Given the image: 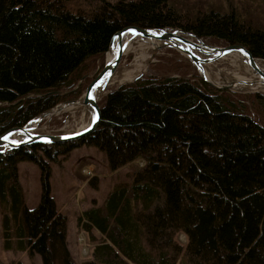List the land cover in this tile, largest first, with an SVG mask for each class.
<instances>
[{
  "label": "trees",
  "instance_id": "trees-1",
  "mask_svg": "<svg viewBox=\"0 0 264 264\" xmlns=\"http://www.w3.org/2000/svg\"><path fill=\"white\" fill-rule=\"evenodd\" d=\"M218 3L0 0V133L78 98L86 82L73 88L86 65L106 59L115 32L135 21L243 44L264 61L259 0ZM166 58L105 95L104 119L91 134L0 152L6 249L37 252L43 264H78L67 215L52 194L51 163L87 144L105 152L111 170L145 163L79 214L90 248L81 264H264V96L216 87L187 59ZM21 161L41 169L34 208L26 204Z\"/></svg>",
  "mask_w": 264,
  "mask_h": 264
},
{
  "label": "rangeland",
  "instance_id": "rangeland-1",
  "mask_svg": "<svg viewBox=\"0 0 264 264\" xmlns=\"http://www.w3.org/2000/svg\"><path fill=\"white\" fill-rule=\"evenodd\" d=\"M186 1L190 4L193 3L192 5H198L194 4V1L208 3V5H220L221 3L218 2H222L225 0ZM228 1L231 4L238 2V0ZM259 3L264 8V0H259ZM244 12L247 14L245 10ZM262 12V15H252H254L258 20H261L262 23H264V10ZM186 35L191 39L195 38L193 33H187ZM207 40L208 42H210L209 39ZM210 43L214 46H221L220 43ZM170 49L171 48H157L154 44L149 43V38H146L143 35H141L139 38H133L128 53L123 58L120 66L114 74V77H121L122 74L127 73L131 74L132 77L129 80L122 82L116 79L117 81L115 80L105 88V94L99 100H103V98L109 91L115 89L121 83L132 81L141 73H152V63L158 61L159 57L166 58L167 56H175L177 60L187 59L191 63L190 71L194 70L201 77L206 78L202 75L199 67L195 64L194 60L190 59L183 52L177 51L175 49H173L172 51ZM194 50H198V53L200 54H205L201 53V50L207 51L203 47H199ZM211 56L207 58L203 56V58L207 59L204 62L206 63L205 74L209 78L208 80L210 82H212L210 80L211 78L213 79V81L217 82H212L215 85H226L231 83L233 80L241 79L242 77L247 79L257 78L256 75H254L252 71H250L251 67H249L245 61L239 59L238 57L223 55L217 58H212ZM105 60V57L101 55L96 57L95 60L90 61L86 65V69L83 70V76L78 79L76 87H74L73 89H76L79 86H83L85 82V85H87L89 81H87V78L90 79L93 74L101 70L105 65ZM86 70H88V73H85ZM252 87L255 86H250L248 88L238 87L226 89L244 93L260 92L264 96V86L257 85L256 88ZM82 93L83 92L79 94L78 98L81 97ZM70 100L72 99L66 98L63 101L59 102L55 107L50 109L45 115L40 114L37 118L32 119L29 123H31L32 121H37L35 132H37L38 134L61 133L77 129L78 127H76V125L79 126L80 124H82L81 122L79 123L82 109L80 108L79 111L74 109V111L59 108L60 105ZM256 108L263 109L257 104ZM85 117L87 119L89 118V115L86 114ZM38 118L40 120H38ZM86 122H88V119L86 120ZM144 163L145 161L143 159H140L137 160L135 164H127L121 168H118L117 170H111L107 162V156L105 152L100 150L96 146L87 144L75 147L71 151L69 156L65 159H61L60 162L51 163L52 174L50 177V181L52 194H57L59 192L62 193V188L64 189V193H67L66 199H55L59 210L67 215L68 247L72 256L78 264H81L83 260L88 258L90 250L89 246L87 245L85 234L83 232H79L77 228V218L79 214L82 213L84 208L86 209L93 204H101L104 201L107 193L113 187L130 181L136 167H142ZM18 166L19 170L21 171H19L21 183L23 182L25 184L24 185L22 183L26 195V204L29 208H34L39 204L41 197V169L39 165L33 161H21L19 162ZM83 170L87 172H85L84 174ZM88 170L91 171L90 174H88ZM94 182L98 183L97 187L94 186ZM178 240L183 244L187 242V238L183 233H179ZM0 260L3 263L20 260L23 262V264H43L42 257L37 252L30 253L28 250H14L5 248L3 238H1V211Z\"/></svg>",
  "mask_w": 264,
  "mask_h": 264
},
{
  "label": "water",
  "instance_id": "water-1",
  "mask_svg": "<svg viewBox=\"0 0 264 264\" xmlns=\"http://www.w3.org/2000/svg\"><path fill=\"white\" fill-rule=\"evenodd\" d=\"M138 31L141 35H143L146 38L154 39L158 44L156 45L159 49L164 48H171L175 49L180 52H188L190 56H188L192 60H198L200 63H204L207 59L196 56L194 54V49L203 47L204 49H207L211 53L212 58H217L223 55H226L232 51H242L244 52L248 57L252 58V60L255 62L254 65V74L258 76L255 80H244V83L250 86H255L257 83L262 82L264 84V74L262 72L260 58L253 54L252 51H250L246 46L243 44H229V45H221V46H214L206 38L195 36L194 39H187L186 37H181L180 40L177 39H170V40H164L162 39L158 34V28L153 27L152 25L143 22V21H135L122 29L115 32V34L112 37L111 43L113 39L116 36H124L125 39L119 48L116 56L113 58V60L110 63H107L105 61L104 67L97 71L95 74H93L81 97L78 99H72L70 101H67L66 104H78L81 100V103L83 105L90 104L94 108L98 110L99 116L98 119L91 123L85 130H82L81 132H78L76 129L75 131H69V132H61V133H46V134H38L32 129L30 130V137L27 140H17L14 138L16 135H20L25 133L26 130H28V123L21 124V125H15L4 132L0 133V152H5L10 149L22 146V145H30L32 143L36 142H62V141H70V140H76L81 137L87 136L88 134H91L97 128L101 125L104 116H105V110L103 103L98 101L96 99V94L94 93L95 87L101 82L105 81L106 83L110 80V78L114 75V73L117 71L118 67L120 66L123 58L128 53V50L130 48L132 39L134 37V32ZM177 31H181L184 34L191 33L186 32L181 29H177ZM173 37V36H171ZM107 54V52H106ZM209 83L213 84L216 87H222V88H234L236 83H229L226 85H215L214 83L210 82L208 79L204 78ZM49 111V110H48ZM48 111L43 112L41 115H45L48 113ZM38 117V116H37ZM36 117V118H37ZM81 124L78 126L80 127ZM3 137H8V139H3Z\"/></svg>",
  "mask_w": 264,
  "mask_h": 264
},
{
  "label": "bare ground",
  "instance_id": "bare-ground-1",
  "mask_svg": "<svg viewBox=\"0 0 264 264\" xmlns=\"http://www.w3.org/2000/svg\"><path fill=\"white\" fill-rule=\"evenodd\" d=\"M172 29H175V28H162V29H159L158 30V34L164 40H167V39H171L172 40L173 38L177 39V40H180L181 37H183V36L186 37L187 39H191L186 34L182 33L181 31L172 30ZM140 36H141V34L136 30L134 32V37L133 38H139ZM171 36H173V37H171ZM124 39H125L124 36H116L113 39V41H112V43L110 45V48H109V50L107 51V54H106L107 57H106L105 61L107 63H110L113 60V58L116 56V54H117L119 48L121 47ZM149 43L154 44L155 46L158 44L154 39H149ZM183 53L186 56H190V54L188 52H183ZM201 53H205V54H200V53H198V50H194V54H196V56H198V57L199 56H201V57L204 56V57L207 58V57L211 56V53H210L209 50H207V51L201 50ZM226 55H231L233 57H238L239 59L245 61L248 64V66L251 67L250 71H252V73L254 74L255 62L252 60V58L248 57L244 52H242V51H232V52H230V53H228ZM194 62L199 67V70L201 71L202 75L205 76L207 79H209L206 76V74H205L206 73V63H200L196 59L194 60ZM260 63H261L262 72L264 74V61L260 60ZM112 77L110 78V80L107 83L103 80L95 87L94 93L96 94V99L97 100H99L101 97L104 96V94H105L104 90L109 84L113 83L116 79H118L120 82L127 81V80H129L132 77V75L125 73V74H122L121 77H118V76L114 77V75ZM256 77L258 78V76H256ZM257 78H255V79H257ZM255 79H247V78H243L242 77L241 79L233 80L232 82L236 83L234 88H238V87L239 88H246V87L248 88L250 86L245 84L244 80H255ZM210 80L212 82H215V81H213L212 78ZM215 83H217V82H215ZM243 85L246 86V87H244ZM257 85L264 86V84L262 82H260V83H257L255 85V87H252V88H256ZM59 108L60 109H69V110L76 109L77 111H79L80 108L82 109L81 116H80V119H79V123L81 122L82 124H81L80 127H78L76 125V127H78L77 128L78 132H81L82 130H85L91 123L95 122L98 119V116H99L98 110L96 108H94L90 104L83 105L81 103V100L79 101L78 104H66V103H63L62 105L59 106ZM84 114L85 115L86 114L89 115V118H87L88 122H86L87 119H86ZM38 120H40V119L38 118ZM36 126H37V121H32L31 123L28 124L29 128H28V130L25 131V133L20 134V135H16V136H14V138L17 139V140H27L30 137V130L29 129H32V130L35 131ZM76 127H74V128H76ZM75 130L76 129H73L72 131H75Z\"/></svg>",
  "mask_w": 264,
  "mask_h": 264
},
{
  "label": "crops",
  "instance_id": "crops-1",
  "mask_svg": "<svg viewBox=\"0 0 264 264\" xmlns=\"http://www.w3.org/2000/svg\"><path fill=\"white\" fill-rule=\"evenodd\" d=\"M20 171V170H19ZM21 172V171H20ZM83 172H84V174H85V170H83ZM23 183V182H22ZM24 184V183H23ZM25 185V184H24ZM54 195V197L57 199V200H59L60 198H64V199H66V197H67V193L65 192L64 193V189L62 188V193H55V194H53ZM85 209V208H84Z\"/></svg>",
  "mask_w": 264,
  "mask_h": 264
},
{
  "label": "built area",
  "instance_id": "built-area-1",
  "mask_svg": "<svg viewBox=\"0 0 264 264\" xmlns=\"http://www.w3.org/2000/svg\"><path fill=\"white\" fill-rule=\"evenodd\" d=\"M85 172H87V171H85ZM90 173H91V171L88 170V174H90Z\"/></svg>",
  "mask_w": 264,
  "mask_h": 264
},
{
  "label": "snow or ice",
  "instance_id": "snow-or-ice-1",
  "mask_svg": "<svg viewBox=\"0 0 264 264\" xmlns=\"http://www.w3.org/2000/svg\"><path fill=\"white\" fill-rule=\"evenodd\" d=\"M3 139H8V137H3Z\"/></svg>",
  "mask_w": 264,
  "mask_h": 264
}]
</instances>
